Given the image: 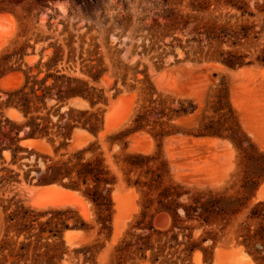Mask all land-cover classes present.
Instances as JSON below:
<instances>
[{"label": "rangeland", "instance_id": "374dc122", "mask_svg": "<svg viewBox=\"0 0 264 264\" xmlns=\"http://www.w3.org/2000/svg\"><path fill=\"white\" fill-rule=\"evenodd\" d=\"M0 15V42L8 41L0 49V61L8 60L7 67H11L0 76V101L6 99L5 92L22 84L29 68L33 74L40 71V76L59 70L87 80L101 93V100L92 108L80 99L68 105L95 112L99 129L95 135L76 129L60 153L94 142L115 178L111 207L103 214L84 196L83 187L38 185L35 179L26 183L22 172L20 183L3 182L0 264H44L47 258L34 253L43 254L52 245L61 255L54 264H214L217 249L235 248H241L253 264H264V239L260 238H264L260 228L264 229V219L249 217L253 206L264 201L257 196L264 183V64L258 60L264 53V0H0ZM229 56L241 65L225 66L222 60ZM52 58L57 62L48 70L45 64ZM238 69L244 72L233 77L230 71ZM89 74L99 75L98 79ZM112 104L107 123L105 116ZM128 107L129 115L123 120ZM152 108L162 109L163 114ZM11 109H4V117L21 121L19 112L16 118L7 114ZM136 125L143 128L117 136ZM78 131L84 134L77 135ZM160 131L165 135L155 136ZM110 138L115 140L112 145ZM208 140L216 145L205 143ZM33 141L45 145L21 144L33 151L31 162L37 155L42 166L43 156L56 157L57 141L53 145L45 139ZM134 142L139 143L135 146ZM124 153L151 159L128 173L113 157ZM252 177L253 186L248 182ZM127 178L138 179V188L127 184ZM170 185L181 194L179 198L171 195L174 204L190 203L200 193L215 195L222 204L238 202L207 223L200 211L178 223L180 229L173 231L178 240L189 239L200 247L190 254L183 250L184 244L169 248L171 242L157 262L151 261L156 249L144 253L117 250L129 233H152L154 247L169 239L171 233L165 237L157 232L167 231L172 219L155 209L157 194ZM48 186L68 192L41 191ZM119 193L120 207L115 201ZM144 208L147 216L137 227ZM67 209L63 216L53 212ZM178 214L182 217L181 208ZM101 215L108 219L105 229ZM59 217L68 218L69 225L82 221L85 229H67L56 237L46 231L37 240L38 224L50 218L56 222ZM33 218H37L35 227L19 234ZM149 224L154 232L143 229ZM51 228L53 224L46 226V230ZM255 231L259 234L250 238ZM29 242V248L20 249ZM222 264L242 263L224 259Z\"/></svg>", "mask_w": 264, "mask_h": 264}, {"label": "trees", "instance_id": "16d2710c", "mask_svg": "<svg viewBox=\"0 0 264 264\" xmlns=\"http://www.w3.org/2000/svg\"><path fill=\"white\" fill-rule=\"evenodd\" d=\"M258 60L264 64V53L262 57H258ZM7 61L8 60L4 59L0 61V76L4 71L11 69V67H7ZM56 62L57 61L52 58L50 62L45 65L49 70L50 67L56 65ZM222 63L229 68H235L241 65L232 56H229L227 60H222ZM39 65L40 62L37 63L36 67ZM40 73L41 72L38 71L33 74L31 68H29L28 72L24 74L22 84L5 92L6 99L0 101V186L4 183H20L18 177L22 172L23 179L26 183H31L35 179V183L38 185L60 184L71 190H80V188L83 187L82 192L84 196L103 214L109 211L111 207L110 192L115 184V178L105 164L102 152L99 151V146L92 142L72 152L65 151L60 153L61 149L67 148L73 132L76 129L86 130L93 135H95L99 129V121L95 112L69 106L68 101L80 99L88 102L92 108L101 100V93H98L87 80L78 76L68 75L59 70L46 72L43 76H40ZM89 76L93 80H97L99 75L89 74ZM8 108H13L19 112L22 120L16 122L4 117L3 111ZM151 111H154L156 114L158 113V115L161 113L163 114L162 109L152 108ZM176 113L179 114L178 111ZM142 128L143 126L136 125L133 129L125 133H118L117 136L124 137ZM21 133L23 135H21ZM164 135L163 131L155 134V136L159 137ZM40 139H45L52 145L55 144L56 141L58 142V145L54 148L56 157L43 156L42 166H39V156L36 155L31 162L30 156L33 151L27 150L21 146V142L24 140L33 141ZM114 141V139L110 140L111 145ZM7 155L9 156V160L6 159ZM113 157L115 163H121V165L128 170V173L138 171V167L146 164V162L151 159L149 156H142L138 153H124L121 158H118V155H113ZM31 172H35L36 175L31 176ZM253 181L252 177L248 182L253 186ZM126 182L138 188V179L130 181L127 178ZM173 193H175L176 198H179L181 195L176 192V186L170 185L163 187L157 194L159 206L155 209L156 213H168L172 219L171 225L167 231L163 234L157 232V234L164 235L165 237H167L168 233H171L169 239H167L163 245L154 247L150 243L152 233L143 236L129 233V238L123 239L118 245L117 250L127 252L133 249L134 252L140 251L144 253L147 250L153 251L156 249V251L152 253L153 256L151 261L157 262L158 256L163 248L171 242L168 246L169 248L184 244L185 247L183 250L190 254L194 249H200V247L198 243L190 241L189 239L187 241L178 240V234L173 232L175 228L180 229L178 223H183L191 219L192 213L198 211H200L199 215L202 216L207 223L214 214H223L225 213V207L234 206L238 202V200H234L222 204L220 199L215 195L200 193L192 197V203L181 205L174 204V200L170 198ZM203 198L204 200H202ZM179 208L182 209V217L178 214ZM145 209L146 208L140 212L141 219L137 221V227H141L140 223H142V220L147 216ZM53 212H56L59 216H63L68 212V209L65 211L59 210ZM203 215H205V217ZM14 216L18 217L19 212ZM152 216L153 215H151V217ZM249 217L252 219H264V201L257 202L253 206ZM20 219L24 220L25 217L20 216ZM36 221L37 218L28 220V223L24 224L18 233L20 234L23 230H32L35 227L33 224ZM67 221L68 218L59 217L56 222L53 221V218H50L43 223H39L36 233L37 240L41 238L46 231L49 233V236L56 237L60 236V234L67 229H85L82 221H80L79 224L73 225H69ZM99 221L102 224V229L107 228L105 223L108 219H106L105 216L101 215ZM52 224L53 228L46 230V226H51ZM57 226H59V228ZM144 227L143 229L154 232L151 224ZM183 228L186 229L185 227ZM260 228L264 230L262 226H260ZM255 234L259 233L255 231L250 238L255 237ZM30 237L31 236H27L26 239H30ZM184 237L190 238L188 235H183V238ZM260 238L262 240L264 239L261 235ZM30 244V242L25 245L21 244L20 249L29 248ZM0 248H2V246H0ZM57 250L58 247L52 245L51 247H46L43 254H34L45 256L47 259L44 264H54L56 258H61V255L57 254ZM79 251L86 253L88 249H81Z\"/></svg>", "mask_w": 264, "mask_h": 264}, {"label": "bare ground", "instance_id": "6f19581e", "mask_svg": "<svg viewBox=\"0 0 264 264\" xmlns=\"http://www.w3.org/2000/svg\"><path fill=\"white\" fill-rule=\"evenodd\" d=\"M4 15V14H3ZM7 17V16H6ZM0 19H3V17L0 15ZM6 39H4V40H2L1 42H0V49H1V47L6 43ZM8 42V41H7ZM244 72V69H238L237 71H230V73H231V75L233 76V77H236L238 74H240V73H243ZM9 76V75H8ZM6 78H7V76H5ZM9 78V77H8ZM7 78V80H9L10 81V79H8ZM5 78H3V80H4ZM21 79V78H20ZM3 80H1V84H2V82H4ZM19 80V79H18ZM22 81V80H21ZM20 82V81H19ZM5 83V82H4ZM3 83V84H4ZM21 83V82H20ZM19 83V84H20ZM9 88V87H8ZM12 88V87H11ZM74 104L76 105V106H79V107H82L83 105L81 104V103H78V102H74ZM112 109H113V104L110 106V108L108 109V113L106 114V116H105V118H106V122L108 123V121H109V119H110V117H111V114H112ZM129 112H130V107H128V108H126L125 109V111L123 112V120L124 119H126V117L129 115ZM10 117H14V118H16V117H18L19 115H18V112L16 111V110H14V109H11V110H9L8 111V113H7ZM81 134H84L83 133V131H78L77 132V135H81ZM136 137H138V139H139V136H137V134H136ZM148 137V136H147ZM75 138V137H74ZM78 138H80V137H78ZM134 138V137H133ZM178 137H176V139H177ZM137 139V138H136ZM136 139H135V141H136ZM179 139V138H178ZM76 140V139H75ZM75 140H73V141H75ZM78 140H80V139H78ZM147 140V139H146ZM175 140V139H174ZM195 140V139H194ZM198 140V139H197ZM203 140H206V139H204L203 138ZM131 141V140H130ZM139 141V140H138ZM201 141H202V139H201ZM219 141V140H218ZM221 141V140H220ZM168 144L167 145H169V142L168 141H166ZM200 142V141H199ZM223 142H225V141H223ZM139 142H137V143H135L134 142V145L136 144H138ZM205 143H207L208 145H211V146H215L216 145V141H213V140H208V141H205ZM204 143V144H205ZM73 144H74V142H73ZM131 144V143H130ZM172 144H173V141H172ZM225 144H226V142H225ZM22 145H27V146H36V148H37V146H40V147H42L41 145H45V143H44V141L43 142H41V141H31V140H29V141H24V142H22ZM132 145H133V143H132ZM135 145V146H136ZM199 145H201L202 146V144L201 143H199ZM134 146V147H135ZM218 146V145H217ZM138 147V146H137ZM228 147H229V145H228ZM46 148V149H45ZM44 149L45 150H47V147H45ZM38 149H41V148H38ZM41 191L42 192H49V191H51V192H53V193H59V192H65V193H67L68 191L67 190H64V189H61V188H57L56 186H48V187H45V188H43V189H41ZM257 196L258 197H261V198H264V183L260 186V188H259V190L257 191ZM121 194L119 193V194H117V196L115 197V201H116V203H117V205H118V207H120V200H121ZM134 199V198H133ZM134 210H136V209H134ZM82 213H83V211H82ZM128 218L130 217V215L129 216H127ZM166 217V216H165ZM167 218V217H166ZM120 229V225H119V223L116 221L115 222V230L117 231V230H119ZM224 259H233V260H235V261H238V262H241L242 264H253L252 262H251V260H250V258H249V256L247 255V254H245L244 252H243V250L241 249V248H235V249H230V250H223V249H217L216 250V252H215V259H214V264H222V261L224 260Z\"/></svg>", "mask_w": 264, "mask_h": 264}]
</instances>
